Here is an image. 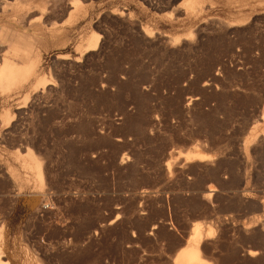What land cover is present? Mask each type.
Returning <instances> with one entry per match:
<instances>
[{"label":"rangeland","instance_id":"374dc122","mask_svg":"<svg viewBox=\"0 0 264 264\" xmlns=\"http://www.w3.org/2000/svg\"><path fill=\"white\" fill-rule=\"evenodd\" d=\"M4 59L0 264H173L195 227L264 264V0H0Z\"/></svg>","mask_w":264,"mask_h":264},{"label":"bare ground","instance_id":"6f19581e","mask_svg":"<svg viewBox=\"0 0 264 264\" xmlns=\"http://www.w3.org/2000/svg\"><path fill=\"white\" fill-rule=\"evenodd\" d=\"M97 39L93 42L90 49H94ZM22 69L17 68V64L9 59H4L0 65V88L7 89L14 85L22 74ZM187 158L201 157L199 152L190 151ZM191 242L174 256L173 264H208L201 250L199 243L202 238V232L198 227L193 230ZM204 236V235H203Z\"/></svg>","mask_w":264,"mask_h":264}]
</instances>
